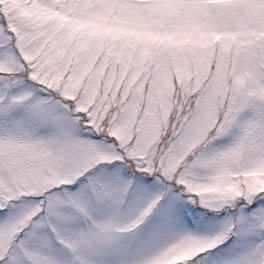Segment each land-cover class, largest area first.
Listing matches in <instances>:
<instances>
[{"label": "snow or ice", "instance_id": "snow-or-ice-1", "mask_svg": "<svg viewBox=\"0 0 264 264\" xmlns=\"http://www.w3.org/2000/svg\"><path fill=\"white\" fill-rule=\"evenodd\" d=\"M0 264H264V0H0Z\"/></svg>", "mask_w": 264, "mask_h": 264}]
</instances>
